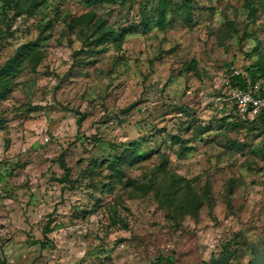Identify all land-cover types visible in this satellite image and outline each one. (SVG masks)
<instances>
[{
  "label": "rangeland",
  "instance_id": "1",
  "mask_svg": "<svg viewBox=\"0 0 264 264\" xmlns=\"http://www.w3.org/2000/svg\"><path fill=\"white\" fill-rule=\"evenodd\" d=\"M158 4L0 0V264L255 258L264 121L226 106L225 80L264 83V0H168L167 27L98 43L99 20L118 31ZM133 141L141 161L112 169Z\"/></svg>",
  "mask_w": 264,
  "mask_h": 264
},
{
  "label": "trees",
  "instance_id": "2",
  "mask_svg": "<svg viewBox=\"0 0 264 264\" xmlns=\"http://www.w3.org/2000/svg\"><path fill=\"white\" fill-rule=\"evenodd\" d=\"M9 1V0H4ZM184 4H187L188 6L193 0H183ZM103 0H93V3H101ZM168 12H169V6H168V0H159V4L157 7V18L153 19L152 17H146L144 16L143 19L138 22L134 23L132 22L129 26H123L120 27L118 31L112 30L111 28L105 26L104 20L98 21V28L100 30V36L98 38V43H103L105 39H119L124 37L127 34H133L138 32L139 29H142L146 32L147 29L152 27H167L172 20L168 18ZM106 28V29H105ZM35 46L33 43H29L23 47L24 51H18L15 56L11 59L12 61L9 62L6 66V68L2 69V72H11L14 69H16V66L18 64L19 60H22L25 55H27ZM22 58V59H21ZM263 68H249V71L251 73V76L254 80H260V77H258V71L262 70ZM234 84H242L240 79L237 80V82H234ZM252 117L246 116L245 120H262L264 121V110L258 114L257 116L253 117V119H250ZM140 147V142L133 141V142H123L121 144H114L113 148L115 150H119V154L114 158V160L111 162L112 169L116 170L119 169L124 164L128 163L129 161H135V163L141 161L140 154L137 153L138 148ZM65 167V165H64ZM49 230V228L46 229V232ZM161 260L167 259L170 263L174 264L175 258L168 257L164 258L163 256L160 257Z\"/></svg>",
  "mask_w": 264,
  "mask_h": 264
},
{
  "label": "built area",
  "instance_id": "3",
  "mask_svg": "<svg viewBox=\"0 0 264 264\" xmlns=\"http://www.w3.org/2000/svg\"><path fill=\"white\" fill-rule=\"evenodd\" d=\"M238 79L242 84H237L235 88L231 87V83L237 82ZM225 84L231 88L225 104L234 109L235 114L253 118L264 110V83L261 80H254L250 71L234 69L226 76Z\"/></svg>",
  "mask_w": 264,
  "mask_h": 264
},
{
  "label": "water",
  "instance_id": "4",
  "mask_svg": "<svg viewBox=\"0 0 264 264\" xmlns=\"http://www.w3.org/2000/svg\"><path fill=\"white\" fill-rule=\"evenodd\" d=\"M250 246L255 254V258L251 261L250 264H264V243L261 245V242H250ZM233 253H223L218 257L212 258L209 264H233L231 259Z\"/></svg>",
  "mask_w": 264,
  "mask_h": 264
},
{
  "label": "flooded vegetation",
  "instance_id": "5",
  "mask_svg": "<svg viewBox=\"0 0 264 264\" xmlns=\"http://www.w3.org/2000/svg\"><path fill=\"white\" fill-rule=\"evenodd\" d=\"M263 243H264V240H263ZM263 243H261V245H263ZM223 253H226V254H227V253H230V252H229V251H226V252H223ZM223 253H222V254H223ZM232 253H233V257H232V259H231V262L233 263V258H234L235 253H234V252H232ZM220 255H221V254H220ZM220 255H219V256H220ZM213 258H214V257H213ZM210 262H211V261H210ZM210 262H209V263H210ZM209 263H207V264H209ZM250 263H251V262H250ZM250 263H249V264H250ZM233 264H234V263H233Z\"/></svg>",
  "mask_w": 264,
  "mask_h": 264
}]
</instances>
